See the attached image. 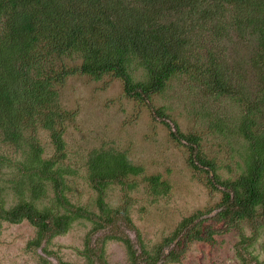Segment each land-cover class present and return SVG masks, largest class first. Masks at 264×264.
Listing matches in <instances>:
<instances>
[{
  "label": "trees",
  "instance_id": "trees-1",
  "mask_svg": "<svg viewBox=\"0 0 264 264\" xmlns=\"http://www.w3.org/2000/svg\"><path fill=\"white\" fill-rule=\"evenodd\" d=\"M203 17L210 24L194 31L196 19ZM232 32L237 38H253L256 50L248 59L256 83L240 74L237 82L232 80L225 62L216 56L217 46ZM74 60L78 63L72 64ZM133 67L142 68L146 77L134 80ZM76 73L94 80L104 75L118 79L124 93L140 100L163 91L172 74L185 75L191 82L200 80L201 93L209 97L190 113L207 132H230V150L240 159L234 178L219 179L214 160L201 151L200 133L181 132L163 107L153 109L154 115L171 140L189 150L188 166L206 173L210 187L220 191V217L228 216L232 224L243 218L250 221L256 217L255 207H264V0H0V165L7 161L2 147H19L22 153L15 162L20 164L19 177L10 186L16 201L5 207L0 199V221H27L35 230L29 242L34 246L65 233L78 218L93 222L92 229L118 216L127 220L125 205L124 210L105 212V190L111 183L131 190L139 179L152 196L166 190L159 175H146L125 153L97 145L84 156V179L94 192L100 222L69 203L65 176L71 171L61 161L66 156L65 142L54 128L70 115L58 104V88ZM226 104L239 109L238 118L229 125L223 115ZM38 129L50 135L52 158H44L37 141L26 136ZM43 199L45 203L36 204ZM195 218H182L171 237L153 254L146 253L148 264L158 262L161 254L169 260L172 252H165L164 246L176 238L201 239L196 228L201 220ZM113 238L124 244L130 264H135L136 251L129 240ZM88 253L85 246V264L92 263Z\"/></svg>",
  "mask_w": 264,
  "mask_h": 264
},
{
  "label": "rangeland",
  "instance_id": "rangeland-1",
  "mask_svg": "<svg viewBox=\"0 0 264 264\" xmlns=\"http://www.w3.org/2000/svg\"><path fill=\"white\" fill-rule=\"evenodd\" d=\"M194 24L193 30L201 31L210 23L203 17ZM232 33L229 40L217 46L216 56L225 62L232 80L240 74L244 80L256 83L253 64L248 59L256 50L251 43L253 38L247 35L237 38ZM77 63V60L72 62ZM130 72L134 80L146 77L142 68L133 67ZM58 91L59 106L70 114L54 128L65 142L66 156L61 161L69 167L68 172L71 171L65 176L69 190L64 193L70 204L86 211L83 213L94 214L92 220L100 222L94 192L84 179V156L97 145L125 153L146 175H159L166 182V190L152 196L139 179L136 188L131 190L111 183L105 190V212L124 210L125 205L127 220L118 216L112 223L92 229L93 222L78 218L65 233L38 246L29 244L34 240L35 230L27 221H0V264H85L82 254L85 246L89 248L91 264H130L124 244L113 238L118 236L129 240L135 249V264H148L146 253L153 254L157 245L172 236L179 221L190 215L196 216L195 222L201 220L196 226L201 239L176 238L175 242L164 246L165 252L170 250L173 256L164 260L161 254L160 260L151 264H264V207H255L253 215L256 217L252 219L255 221L250 220L252 222L243 218L232 224L228 216L220 217L217 214L220 210L217 203L222 198L220 191L210 187L206 173L188 166L189 150L171 140L168 130L153 113V109L163 107L181 132L200 133L201 151L214 160L219 179L234 178L239 172L240 159L230 150L233 145L230 132H207L190 113L201 107L203 98L209 97L208 93H201L200 80L191 82L185 75L175 73L165 81L163 91L140 100L131 93H124L118 79L104 75L94 80L76 73L66 77ZM225 106L223 115L225 124L229 125L238 118L239 109L232 104ZM231 115L232 121L229 120ZM26 136L37 141L44 158L53 157L48 133L38 129L28 131ZM1 152L7 161L6 166L0 165V199L7 207L16 201L10 186L19 177L20 164L15 162L21 159L22 153L19 147L17 150L12 145L2 147ZM43 203L45 199L36 202ZM139 242L145 253L140 252Z\"/></svg>",
  "mask_w": 264,
  "mask_h": 264
}]
</instances>
